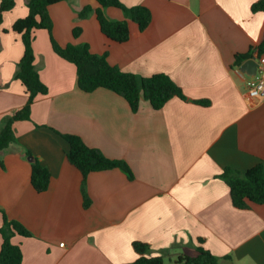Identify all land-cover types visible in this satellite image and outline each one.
Masks as SVG:
<instances>
[{"label": "crops", "instance_id": "crops-1", "mask_svg": "<svg viewBox=\"0 0 264 264\" xmlns=\"http://www.w3.org/2000/svg\"><path fill=\"white\" fill-rule=\"evenodd\" d=\"M121 1L151 11L145 31L130 21L129 40L114 42L101 31L96 0H68L49 9L55 41L88 44L140 77L167 74L189 99L211 105L174 98L157 111L143 99L133 113L112 91L85 93L76 66L54 52L47 30L36 31L35 65L49 92L37 97L30 120L15 123L17 142L0 156V209L32 234L12 239L22 264H128L138 257L136 241L149 244L153 256L165 250L166 264H177L181 255L197 256L199 239L220 264H264V205L236 209L218 178L264 159V99L247 97L251 76L234 67L237 55L264 40V13L251 10L258 0ZM85 7L92 13L80 19ZM104 12L125 19L121 9ZM27 15V1L16 0L0 28V129L28 99L15 79L24 46L12 30ZM62 134L125 161L134 179L120 169L91 173L86 208L83 176L68 161ZM35 160L51 174L42 193L31 183Z\"/></svg>", "mask_w": 264, "mask_h": 264}, {"label": "trees", "instance_id": "trees-1", "mask_svg": "<svg viewBox=\"0 0 264 264\" xmlns=\"http://www.w3.org/2000/svg\"><path fill=\"white\" fill-rule=\"evenodd\" d=\"M28 15L18 19L13 25V32L20 35L24 46V54L18 63L15 79L18 80L28 99L24 107L7 116L0 129V156L17 142L15 123L31 119L32 106L38 96L48 94V87L41 80L35 65L34 34L38 30H47L50 34L52 48L62 59L74 64L77 69L78 88L85 93H92L98 89H107L124 98L133 113H137L143 99L148 101L154 110H161L174 98L202 106H210L208 100H191L182 88L167 74H155L150 77H140L134 73L125 72L108 61V53L98 55L92 53L88 44L60 46L53 37V21L49 9L52 5L68 0H26ZM100 8L96 11L102 33L117 43H125L130 38V21L138 24L141 31H145L152 22L151 11L145 6L128 7L121 0H96ZM16 7V0H0V28L5 15ZM109 7L121 9L125 15L122 21H114L105 15L104 10ZM251 10L253 13H264V0L256 1ZM92 13L90 7H85L78 13L80 19H87ZM80 29L74 30L78 37ZM255 53L264 55V40L246 54L236 56L234 67L240 68L245 62L255 58ZM69 144L66 156L71 165L83 176L82 192L84 206L90 205L86 191L87 177L91 173L120 169L130 180L134 179L129 165L123 160H112L100 149L89 147L77 135L62 134ZM31 156L30 153H27ZM230 189L233 206L238 210H249L252 204L264 205V159L245 173L232 169H225L218 176ZM50 171L37 160L32 162L31 183L39 192H45L50 186ZM3 225L0 227L2 245L0 247V264H22L23 253L19 245L12 239L16 235L32 237V234L20 222L10 220L0 209ZM204 240L199 239L197 256L181 255L176 259L177 264H220L221 259L203 247ZM138 255L137 259L128 264H166V251L152 255V247L144 242L136 241L132 244ZM224 259H230L226 257Z\"/></svg>", "mask_w": 264, "mask_h": 264}, {"label": "built area", "instance_id": "built-area-1", "mask_svg": "<svg viewBox=\"0 0 264 264\" xmlns=\"http://www.w3.org/2000/svg\"><path fill=\"white\" fill-rule=\"evenodd\" d=\"M258 66L254 76L250 77L247 83V97L253 99H264V55L255 53Z\"/></svg>", "mask_w": 264, "mask_h": 264}, {"label": "water", "instance_id": "water-1", "mask_svg": "<svg viewBox=\"0 0 264 264\" xmlns=\"http://www.w3.org/2000/svg\"><path fill=\"white\" fill-rule=\"evenodd\" d=\"M257 66H258L257 60L256 59H251V60H248L247 62H245L239 68V70L242 73H245V74H247L249 76H254L256 74V71H257Z\"/></svg>", "mask_w": 264, "mask_h": 264}]
</instances>
